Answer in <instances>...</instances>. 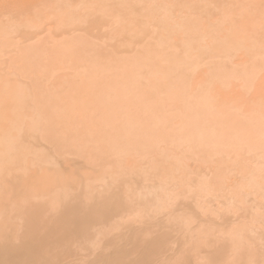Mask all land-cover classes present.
I'll use <instances>...</instances> for the list:
<instances>
[{
	"label": "bare ground",
	"instance_id": "bare-ground-1",
	"mask_svg": "<svg viewBox=\"0 0 264 264\" xmlns=\"http://www.w3.org/2000/svg\"><path fill=\"white\" fill-rule=\"evenodd\" d=\"M0 264H264V0H0Z\"/></svg>",
	"mask_w": 264,
	"mask_h": 264
},
{
	"label": "rangeland",
	"instance_id": "rangeland-1",
	"mask_svg": "<svg viewBox=\"0 0 264 264\" xmlns=\"http://www.w3.org/2000/svg\"><path fill=\"white\" fill-rule=\"evenodd\" d=\"M97 31L99 32L100 29L95 30L96 33H97ZM103 31L105 32L104 28H102L101 32L104 33ZM101 32H99V33H100V35L102 36V33H101ZM100 35H99L98 33L96 34V37H95V38H96V41H101V40H98V39H97L98 36L100 37ZM94 36H95V34H94ZM100 39H102V37H101ZM174 234L176 235V233H174ZM176 238H177V237H174V239H173L174 241H173V244H172V245H174V247H176V246H177V243H178V242H177L178 240H176ZM83 253H84V255H88V258H95L96 255H97L96 253L93 254V255H89V252H88V251H85V252H83Z\"/></svg>",
	"mask_w": 264,
	"mask_h": 264
}]
</instances>
